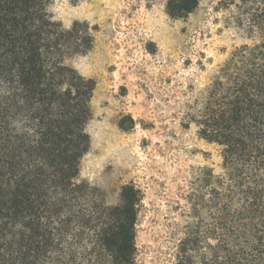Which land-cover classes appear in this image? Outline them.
<instances>
[{
	"label": "trees",
	"instance_id": "1",
	"mask_svg": "<svg viewBox=\"0 0 264 264\" xmlns=\"http://www.w3.org/2000/svg\"><path fill=\"white\" fill-rule=\"evenodd\" d=\"M246 42L184 105V126L213 145L221 172L202 169L174 264H264V0H228ZM50 0H0V264H136L140 195L108 205L81 178L95 88L67 60L93 46ZM199 0H166L171 19Z\"/></svg>",
	"mask_w": 264,
	"mask_h": 264
},
{
	"label": "rangeland",
	"instance_id": "2",
	"mask_svg": "<svg viewBox=\"0 0 264 264\" xmlns=\"http://www.w3.org/2000/svg\"><path fill=\"white\" fill-rule=\"evenodd\" d=\"M166 0H50L53 19L86 22L94 37L84 56L67 60L92 79L90 149L81 178L108 205L122 187L140 195L136 264H174L193 214L202 169L221 172L216 148L183 124L185 102L246 42L228 0H199L174 20Z\"/></svg>",
	"mask_w": 264,
	"mask_h": 264
}]
</instances>
